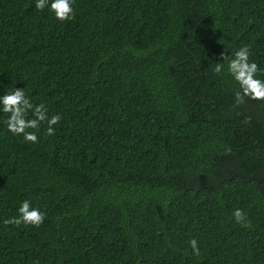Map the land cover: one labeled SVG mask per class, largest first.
Wrapping results in <instances>:
<instances>
[{"label": "trees", "instance_id": "obj_1", "mask_svg": "<svg viewBox=\"0 0 264 264\" xmlns=\"http://www.w3.org/2000/svg\"><path fill=\"white\" fill-rule=\"evenodd\" d=\"M51 2L0 0V96L61 117L31 143L0 107V264H264V101L221 58L264 81V0ZM24 200L41 226L4 223Z\"/></svg>", "mask_w": 264, "mask_h": 264}, {"label": "clouds", "instance_id": "obj_2", "mask_svg": "<svg viewBox=\"0 0 264 264\" xmlns=\"http://www.w3.org/2000/svg\"><path fill=\"white\" fill-rule=\"evenodd\" d=\"M74 0H52L50 11L54 13L55 18L61 22L74 19L73 10ZM49 6V0H36L35 7L39 11H43ZM222 60L227 61L228 74L238 83L239 89L235 91V102L237 106L251 101H264V81L257 79L256 75L260 71L258 65L250 62V52L247 46L240 48L232 53L231 56L227 51L221 53ZM224 70V64L217 63L214 71L220 74ZM247 98V99H246ZM0 107L2 111L8 114V118L4 121L7 130L13 135H22L25 142L36 143L38 138L34 132L28 129H39L41 123L47 124L46 134L52 136L55 134L54 126L57 125L61 117L59 115L47 114V109L43 103L33 105L26 96L24 89H15L14 91L0 96ZM31 111L34 118L28 119V113ZM19 216L4 221L6 225H26L39 227L44 223L45 214L38 208L32 207L29 200L22 201L19 209ZM233 217L237 223L243 227H250L251 222L247 221V217L242 209H235ZM247 221V222H246ZM189 244L195 255H199V247L196 239L189 241Z\"/></svg>", "mask_w": 264, "mask_h": 264}, {"label": "flooded vegetation", "instance_id": "obj_3", "mask_svg": "<svg viewBox=\"0 0 264 264\" xmlns=\"http://www.w3.org/2000/svg\"><path fill=\"white\" fill-rule=\"evenodd\" d=\"M255 180L261 185L260 189L262 190V193L264 194V177H260V179H255Z\"/></svg>", "mask_w": 264, "mask_h": 264}, {"label": "rangeland", "instance_id": "obj_4", "mask_svg": "<svg viewBox=\"0 0 264 264\" xmlns=\"http://www.w3.org/2000/svg\"><path fill=\"white\" fill-rule=\"evenodd\" d=\"M221 163H224V160H222Z\"/></svg>", "mask_w": 264, "mask_h": 264}]
</instances>
